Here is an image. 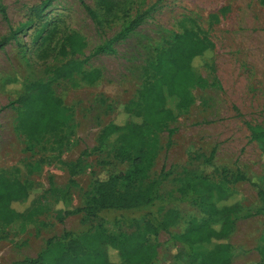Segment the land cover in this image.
<instances>
[{"label": "rangeland", "instance_id": "rangeland-1", "mask_svg": "<svg viewBox=\"0 0 264 264\" xmlns=\"http://www.w3.org/2000/svg\"><path fill=\"white\" fill-rule=\"evenodd\" d=\"M43 2L0 0V170L41 188L47 189L50 182L68 187L71 205L81 206L88 186L103 170L124 168L112 158L118 135L107 138L100 151L91 152L101 129L111 121L123 122L122 109L142 83L140 67L151 48L187 28L207 37L213 49L194 61V74L207 85L191 90L193 104L180 109L175 98H167V106L175 114L169 124L173 132L170 138L166 132L159 135L161 148L148 180L162 168L170 172L160 193L168 202L166 209L176 210L181 220L168 232L151 238L157 244L160 264H176V248L190 251L171 235L182 234L190 218L201 220L204 216L190 201L176 199L185 170H197L212 150V165L218 171L200 167L204 177L221 182V172H227L229 181L224 184L238 193L241 204L251 211L261 207L255 185L264 187V154L251 140L249 127H264V0H127L124 10H117L113 16L102 13L97 0H49L41 8ZM140 14L143 18L135 30L111 44L113 51L94 54L98 46ZM71 33L80 36L84 45L75 54L61 56V39ZM4 38L8 40L3 42ZM66 61H83L82 70H98L99 79L88 84L74 74L53 80L54 69ZM15 78L18 83L7 81ZM21 81L49 82L71 113L59 158H54L56 150L49 136L36 144L25 141L16 131V113L8 104L16 100ZM84 151L90 153L84 155ZM78 159L81 165L71 184L60 162ZM237 171L246 180L232 182L231 176ZM114 216L106 217V230L115 235L127 232V228L111 223ZM93 224L78 213L63 223L43 215L17 229L9 228L7 238L0 240V264H20L36 257L47 240ZM263 235L264 213L238 220L229 241L241 252L230 264H260L257 247ZM192 248L201 254L212 250L213 245Z\"/></svg>", "mask_w": 264, "mask_h": 264}, {"label": "trees", "instance_id": "trees-1", "mask_svg": "<svg viewBox=\"0 0 264 264\" xmlns=\"http://www.w3.org/2000/svg\"><path fill=\"white\" fill-rule=\"evenodd\" d=\"M49 0H44V8ZM127 0H97L106 16L123 11ZM41 5V6H42ZM87 11L96 20L98 16L89 8ZM4 18H6L3 12ZM142 14L125 24L105 44L98 46L94 54L113 51L111 44L126 39L139 25ZM100 19L97 20V22ZM8 38H4L6 42ZM59 54H75L84 45L83 39L71 33L61 39ZM2 43L0 42V46ZM213 49V43L196 30L184 29L165 37L161 44L151 48L149 58L140 67L142 83L136 94L123 107V122H109L100 131L97 145L91 152L103 149L104 142L118 135L112 158L122 170H103L88 186L85 200L79 207L70 203L69 188L57 187L50 182L41 188L28 179H20L0 170V240L7 238L8 229H17L25 223L43 215H50L56 223L83 213L95 224L77 231H65L60 237L46 241L36 257L24 259L20 264H160L157 244L151 242L161 232L177 224L179 213L167 208L168 203L160 193L161 185L169 178L164 168L151 180L149 173L161 148L159 135H172L169 124L175 114L167 106V98L173 97L180 109L189 108L194 98L191 90L205 87L207 82L193 72L194 61L203 58ZM83 61H66L53 71V80L67 79L74 74L88 84L99 79L98 70H82ZM18 83V79L7 80ZM15 101L8 104L16 113V131L27 142L40 144L46 137L52 140L59 158L66 139L67 121L71 119L69 109L55 95L49 82L21 81ZM250 138L257 142L264 154V127L250 126ZM170 141H167L169 146ZM54 146V147H53ZM90 152H83L87 155ZM214 150L204 159L200 167L212 165ZM69 182L79 171L81 161L63 163ZM200 167L184 172L182 185L176 201H190L204 216L201 220L190 218L185 222L182 234L171 235L190 251L176 248V264H230L235 254L241 252L232 246L229 239L235 232L237 221L264 213V187L255 185L261 207L256 211L245 208L238 193L225 186L228 174L221 172L224 181L214 182L204 177ZM232 182L246 180L237 171ZM148 180L147 184H144ZM114 214V226L127 228V232L111 234L105 228L107 216ZM127 215H135L127 217ZM212 244L207 253L196 254L192 246ZM260 264H264V235L257 247Z\"/></svg>", "mask_w": 264, "mask_h": 264}]
</instances>
